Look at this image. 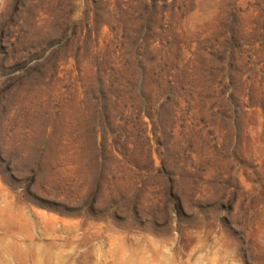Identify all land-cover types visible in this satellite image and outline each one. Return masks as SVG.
Instances as JSON below:
<instances>
[{"label":"rangeland","instance_id":"rangeland-1","mask_svg":"<svg viewBox=\"0 0 264 264\" xmlns=\"http://www.w3.org/2000/svg\"><path fill=\"white\" fill-rule=\"evenodd\" d=\"M0 264H264V0H0Z\"/></svg>","mask_w":264,"mask_h":264}]
</instances>
